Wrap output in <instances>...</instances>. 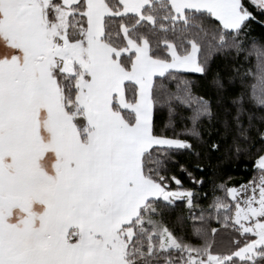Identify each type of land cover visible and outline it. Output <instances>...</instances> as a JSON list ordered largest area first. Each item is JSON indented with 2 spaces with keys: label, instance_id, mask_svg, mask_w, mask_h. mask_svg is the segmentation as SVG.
<instances>
[{
  "label": "snow or ice",
  "instance_id": "6c2138e0",
  "mask_svg": "<svg viewBox=\"0 0 264 264\" xmlns=\"http://www.w3.org/2000/svg\"><path fill=\"white\" fill-rule=\"evenodd\" d=\"M261 17L264 0H0V264H264V131L258 178L216 186L207 219L227 244L203 225L194 243L166 220L178 202L197 206L171 165L203 185L175 157L199 155L229 85L252 139L242 117L264 110V43L242 38ZM217 55L255 57L257 71L234 64L225 78ZM184 73L211 74L216 99ZM164 105L189 109L191 127L162 132Z\"/></svg>",
  "mask_w": 264,
  "mask_h": 264
},
{
  "label": "trees",
  "instance_id": "16d2710c",
  "mask_svg": "<svg viewBox=\"0 0 264 264\" xmlns=\"http://www.w3.org/2000/svg\"><path fill=\"white\" fill-rule=\"evenodd\" d=\"M247 3V0H245ZM256 11L255 9H251ZM258 14V13H257ZM264 19V17H261ZM246 44H251L253 41L264 43V26L253 23L251 25V32L249 36L243 37ZM256 58L252 57L245 62L243 57L238 59H223L217 55L212 62V72L220 71L225 78L231 73L234 64L243 65L244 68H251L256 72ZM183 78L189 79L193 82V92L196 95H202L206 98L211 97L216 99V93L211 86V74L208 79L201 78L197 73H184ZM250 82L254 81V77L249 78ZM227 83V79H225ZM166 88L172 92L176 91V82L166 84ZM240 91L239 86H228L227 92L224 94L222 100L217 104V111L220 113V118L214 123L211 130H205L203 139L206 143L193 141L196 144L199 155L179 154L175 157L176 162L185 165L193 174L202 178L203 185L193 184L189 177L185 175L176 164L171 165V170L174 175L180 178L186 188L192 189L196 194L194 205H197L192 210H189L183 202H178L174 211L166 216L168 226L174 230L178 235H184L186 238L192 240L194 243L200 241L193 237L194 226L203 225L207 229L216 228L217 242L223 240L225 244L230 237L228 231L214 218L209 220L207 217L211 212V204L213 203L214 195H222L221 191L217 190V185L225 183L227 186H239L248 182L253 177L258 178V170L254 166V162L261 148V141L258 135L259 131H264V110L254 107L251 113H245L242 117V126L248 130L250 141H245L240 135L241 131L233 120L235 107L232 105L230 97L236 95ZM191 111L182 105H175V112L170 113L167 105L157 106L154 113V121L159 126L162 132H166L169 136L180 135L184 133L187 128L191 127ZM251 117V119H250ZM170 119L174 122V129L168 127ZM224 119L228 121L226 128ZM180 138L191 139L188 136H180ZM239 142L241 145L247 146L248 151H242L239 154L235 151V143ZM219 144L218 150H211L212 143ZM199 164L204 171L197 169ZM175 187V185H172ZM206 194V195H205ZM201 210L204 211L206 219L204 221L194 219L199 217ZM183 219H179V218Z\"/></svg>",
  "mask_w": 264,
  "mask_h": 264
}]
</instances>
